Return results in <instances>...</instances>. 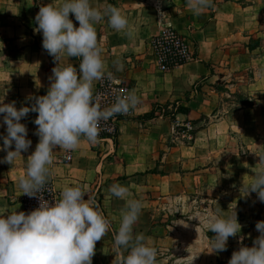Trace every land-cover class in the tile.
<instances>
[{
	"label": "clouds",
	"instance_id": "clouds-1",
	"mask_svg": "<svg viewBox=\"0 0 264 264\" xmlns=\"http://www.w3.org/2000/svg\"><path fill=\"white\" fill-rule=\"evenodd\" d=\"M195 14L210 6L212 0H186ZM72 13L79 22L74 26ZM107 18L112 29L127 31V17L120 8L109 4L94 5L92 0H51L42 5L35 16L37 31L42 34V47L56 63L49 77L51 83L45 95L36 96L30 105L19 109L15 102L3 103L0 99V124L6 125V135L0 136V150L6 155L0 163L13 164L22 151L32 144L27 138V127L21 122L30 111L38 113L34 120L39 137L35 150L28 156L26 171L18 177L23 194L36 196L39 205L29 213L10 210L0 214V264H92L95 245L109 228V221L101 214L94 199L79 185L64 186L53 202L45 199L42 190L52 175L53 151L59 146L65 151L75 150L81 138L96 143L101 123L116 114H127L140 102L135 90L115 95L113 103L102 108L93 94V84L113 74L106 71L102 58V44L98 42L96 24ZM79 58V71L63 57ZM122 69L119 60L114 61ZM14 145V148L12 147ZM261 167L254 168L252 178L244 184L243 195L255 192L264 203V151H253ZM109 192L125 201L119 227L113 234L114 246L127 254L122 264H155L156 249L142 233H134L143 204L140 199L128 198V189L113 183ZM39 194V195H38ZM211 238V252L226 250L229 237L241 230L235 208L226 215L207 212L203 218L194 216ZM259 235L251 246L242 245L233 251L228 264H264V220L255 225Z\"/></svg>",
	"mask_w": 264,
	"mask_h": 264
},
{
	"label": "crops",
	"instance_id": "crops-1",
	"mask_svg": "<svg viewBox=\"0 0 264 264\" xmlns=\"http://www.w3.org/2000/svg\"><path fill=\"white\" fill-rule=\"evenodd\" d=\"M39 2L42 6L51 0H0V38L9 40V103L15 102L18 109L34 102L28 97L47 93L51 83L49 77L58 63L43 49L42 34L36 30L35 16L39 11ZM55 2L59 3V0ZM252 2L212 0L210 6L195 14L186 0H92L94 5H115L127 17L130 35L127 31L112 29L105 17L96 24L97 38L102 44L105 69L113 74L115 83H121V94L135 90L140 98L137 106L119 121L116 142L113 137H104L93 144L82 137L75 150L65 151L57 146L53 151L52 175L48 185L54 189L56 197L64 186L79 185L86 192L84 198L87 199L90 194L101 214L105 217L106 213L108 220L113 222V228H108L95 248H107L109 252L120 253L121 257L122 253H126L125 249L114 246L113 239L125 201L109 192L110 185L119 183L125 186L128 198L140 199L142 204L152 203L150 197L143 196V191L145 194L154 192L155 195L157 192L171 193L174 189L170 188L182 185L178 181L171 182L168 175L155 170L159 157V134L152 124L155 120L166 121L168 117L142 118V115L154 110L157 105H173V99L178 105L189 83L207 75L208 67L202 60L211 57L213 46L219 40L237 31H253L252 12L249 10ZM209 11L205 22L201 21ZM69 18L74 26H79L74 14L70 13ZM192 25L194 28L190 30ZM173 27L181 34L192 33L193 40L190 41L194 45L196 59L170 69L160 65V71L154 61L151 38ZM134 54L135 63L127 62ZM116 60L123 66L119 71L114 64ZM62 62L73 64L79 71V58L65 56ZM182 67L186 72L177 74L175 70ZM173 80L174 86L171 85ZM188 103L182 105L191 109L192 102ZM37 115L30 111L21 119L28 130L27 138L32 141L29 149L22 151L8 167L0 163V205L9 206L8 211L26 213L27 195L19 188L18 177L25 173L27 158L39 140L35 134L37 125L34 124ZM176 116H190V111L177 112ZM67 152L72 154L70 161L63 159ZM5 155L4 150L0 151V156ZM8 211L3 208L0 214L6 215ZM142 216L140 212L133 227L134 233H142ZM153 233L148 238L150 242L157 243L158 238Z\"/></svg>",
	"mask_w": 264,
	"mask_h": 264
},
{
	"label": "rangeland",
	"instance_id": "rangeland-1",
	"mask_svg": "<svg viewBox=\"0 0 264 264\" xmlns=\"http://www.w3.org/2000/svg\"><path fill=\"white\" fill-rule=\"evenodd\" d=\"M238 1H253L249 8L253 31H237L219 40L211 57L202 60L208 67L207 75L189 83L178 105L173 99V105H157L153 110L152 117H168L152 124L159 134L155 170L168 175L171 182L182 183L178 188H170L174 189L169 190L171 193L155 195L143 191V196L150 197L152 203H143L141 232L149 242L150 233H156L157 243L150 242L156 249L155 264H228L233 251L253 244L259 235L256 222L264 220V203L257 199L256 193L242 194L253 169L261 167L253 151H264V0ZM41 4L37 3L39 8ZM205 14L203 22L210 11ZM169 30L179 32L175 27ZM182 35L189 41L192 54L195 50L190 41L192 33ZM152 51L156 66L162 71L158 54L153 48ZM134 58L136 54L127 62L135 63ZM175 71L179 74L186 69ZM103 80L97 81L93 91ZM0 99L9 103V40L1 38ZM189 101L192 108L183 107L182 103ZM177 108H183L180 112L190 111V116L177 117ZM2 135H6V125L0 124ZM27 200L26 214L39 205L38 198ZM3 208L8 211L9 206L0 205V211ZM234 208L240 232L229 237L226 250L209 253L215 233L194 216L203 218L209 211L226 215ZM105 217L108 220L106 213ZM112 223L109 221L110 230ZM126 254L121 257L107 248H95L92 264H122Z\"/></svg>",
	"mask_w": 264,
	"mask_h": 264
},
{
	"label": "built area",
	"instance_id": "built-area-1",
	"mask_svg": "<svg viewBox=\"0 0 264 264\" xmlns=\"http://www.w3.org/2000/svg\"><path fill=\"white\" fill-rule=\"evenodd\" d=\"M153 47L158 54L160 65L164 69H168L165 64H168L173 60L181 58L186 59L187 62L192 60L189 41L184 35L177 32L176 30H166L163 33L155 36L153 38ZM112 81L105 78L103 82L100 83V87L93 91L94 96L98 98V103L102 108L108 107L111 103H113L117 93L121 94V83L113 84ZM121 115L124 114H116L107 122L101 123L102 130L100 131L98 139H101L105 134L112 133L115 130L116 125H118L119 121L121 120L119 117ZM63 159L65 161H70L72 159V154L67 152ZM42 194L45 199L51 200L54 203L56 194L52 187L47 185V187L42 190ZM29 197L30 196L27 195L26 206L28 201L27 199ZM33 197L37 198L36 196Z\"/></svg>",
	"mask_w": 264,
	"mask_h": 264
},
{
	"label": "trees",
	"instance_id": "trees-1",
	"mask_svg": "<svg viewBox=\"0 0 264 264\" xmlns=\"http://www.w3.org/2000/svg\"><path fill=\"white\" fill-rule=\"evenodd\" d=\"M191 58L192 59H196V53L195 52L192 53ZM186 62H187L186 59L181 58V59L173 60V61L169 62L168 64H165V66L168 69H170V68H174L175 66H179V65L185 64ZM182 109L183 108H177V111L180 112V111H182ZM143 116L147 117V118H151L153 116V110L148 112V113H145ZM119 117H120V119H123L124 115H121ZM118 132H119V124L116 125L115 130L112 133L105 134L104 136H102V138H104V137H113L115 142H116L117 141Z\"/></svg>",
	"mask_w": 264,
	"mask_h": 264
}]
</instances>
